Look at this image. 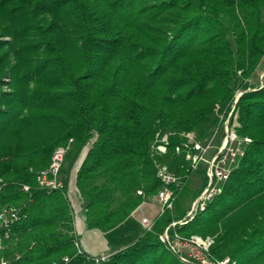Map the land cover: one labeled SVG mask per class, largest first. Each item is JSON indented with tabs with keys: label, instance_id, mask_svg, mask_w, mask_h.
I'll list each match as a JSON object with an SVG mask.
<instances>
[{
	"label": "trees",
	"instance_id": "16d2710c",
	"mask_svg": "<svg viewBox=\"0 0 264 264\" xmlns=\"http://www.w3.org/2000/svg\"><path fill=\"white\" fill-rule=\"evenodd\" d=\"M263 63L264 0H0V210L23 215L1 231L0 263L75 256L79 210L89 230L127 223L162 188L160 165L186 175L185 134L207 143L233 112L244 155L223 192L177 230L214 236L213 258L264 264V76L252 82ZM165 134L166 154L156 149ZM71 139L66 187L47 192L37 172ZM180 193L105 264H182L159 237L190 210Z\"/></svg>",
	"mask_w": 264,
	"mask_h": 264
},
{
	"label": "built area",
	"instance_id": "2783aa9c",
	"mask_svg": "<svg viewBox=\"0 0 264 264\" xmlns=\"http://www.w3.org/2000/svg\"><path fill=\"white\" fill-rule=\"evenodd\" d=\"M236 102L238 101L240 94H238ZM233 112L229 114L226 119L224 130L226 137L221 146L215 143L218 137V128L212 138L205 144L197 139L195 133L191 132L185 134L187 137L186 146H189L187 153V160L190 165L186 171V175L177 174L172 172L168 165H160L158 177L163 183L159 192L148 198V201H153L159 205L157 217L164 215L167 211H173L175 208V202L179 193L184 189L187 178H190L191 174L197 171L202 162L207 163V185L200 197L197 198L186 216L180 220H175L168 225L165 230L160 233L159 237L161 242L166 248L175 254L182 264H231L230 257L224 259H216L211 256V248L215 243L214 236L202 237L200 235L184 236L178 230V226H182L188 219L193 218L200 211H204L207 205L215 199L216 196L223 192L224 184L230 177L235 165L238 162L239 157L244 155L243 141L238 139L236 133L230 129L229 121ZM224 118V116H222ZM74 140L71 139L67 145L57 147L51 158V162L48 167L41 169L37 172V182L39 186L47 192L55 190H61L66 187L67 176L63 173L62 169L65 163L67 153L71 149ZM170 145L169 134L163 135L158 139L156 149L166 154L168 146ZM216 149L212 157L208 158L209 152L212 149ZM181 148L177 147V151ZM4 185L3 179H0V192ZM25 191H30L29 185H24ZM144 196V191L138 192ZM23 215L21 208L14 205H5L0 210V249L2 248L3 236L1 234L2 229H9L12 225L19 222ZM78 212L75 213V225L79 224ZM156 219H151L147 216L141 219V225L145 231H152L156 222ZM6 236H9V232H6ZM78 252L75 256H65L59 261H54L53 264H105L111 255H95L87 254L81 247L80 240L77 241ZM78 256L84 257V260L79 261ZM6 264V262H2Z\"/></svg>",
	"mask_w": 264,
	"mask_h": 264
},
{
	"label": "crops",
	"instance_id": "0c3cea01",
	"mask_svg": "<svg viewBox=\"0 0 264 264\" xmlns=\"http://www.w3.org/2000/svg\"><path fill=\"white\" fill-rule=\"evenodd\" d=\"M70 180L71 182H74L71 178ZM151 207L153 208V211H156L155 214H148V212L140 213V206L133 213L131 219L127 223L123 224L122 226L118 227L116 230L108 234L103 233L99 230L87 229L84 218H81L82 223L79 222V224L76 226V232L79 235V239H82V242L80 241L82 249L87 254L112 255L116 251L132 244L145 231L143 226L141 225V219L145 216H157L159 205L157 203H151Z\"/></svg>",
	"mask_w": 264,
	"mask_h": 264
},
{
	"label": "rangeland",
	"instance_id": "374dc122",
	"mask_svg": "<svg viewBox=\"0 0 264 264\" xmlns=\"http://www.w3.org/2000/svg\"><path fill=\"white\" fill-rule=\"evenodd\" d=\"M264 64V63H263ZM263 66V65H262ZM263 76H264V66L263 67H261V69L257 72V74H256V76L252 79V82L253 83H257L259 80H261V79H263ZM4 80L6 81V83H9V81H10V76H8V77H5L4 78ZM5 89L6 90H8V86L7 85H5ZM237 96H239V95H237ZM229 117V116H228ZM227 119V118H226ZM226 119H223L222 120V122H221V128H222V130H220L221 131V146H222V144H223V141H224V139H225V137H226V132H225V130H224V126H225V123H226ZM230 123V122H229ZM224 132V133H223ZM215 134V133H214ZM222 134H225L223 137H222ZM216 140H217V138H216ZM216 140H215V143L219 146L220 145V143H218V142H216ZM206 144V143H205ZM215 151H216V149L214 148V149H212L211 150V152H209V155H208V158H210V157H212L213 156V154L215 153ZM69 164H67V166H68ZM206 166H208L207 165V163L206 162H202L201 163V165H200V167H199V169L200 170H197V171H195L194 173H192L191 174V176H190V178L188 179V181H187V183H188V188L186 189V190H184L183 192H181L180 194V197H179V200H178V202L180 203V205L183 207V208H185V209H187V210H189L190 208H191V206L193 205V203H194V201L197 199V198H199L200 197V195H201V193L204 191V189L206 188V186L203 188V190L200 192V194L196 197V199L195 200H193L194 199V192L197 190H200V189H202V187H203V184H204V171L202 170V168L203 167H206ZM75 173H76V169L74 168V170L72 171V172H70L69 171V176H70V178L74 181V177H75ZM206 173H207V167H206ZM187 183H186V185H187ZM73 185H74V182H71V180H70V186H71V189H73ZM185 185V186H186ZM80 201V199L77 197V199H75V203H76V206H77V208H80V206H81V202H79ZM151 203H154L153 201H147V202H145V203H143L142 205H141V208H140V210H139V212L140 213H143V212H148V214L150 213V214H152V213H154L155 214V210L153 211V208L151 207ZM78 215H79V222H81L82 223V214H81V211L79 210L78 211ZM147 217H149V218H151V219H156V217L154 216V217H150V216H147ZM157 220V219H156ZM82 239L80 238V241H81ZM130 241V240H129ZM82 242V241H81ZM80 242V243H81ZM127 243V242H126ZM126 243H124V244H126ZM123 245V244H122ZM0 264H2V263H0Z\"/></svg>",
	"mask_w": 264,
	"mask_h": 264
}]
</instances>
